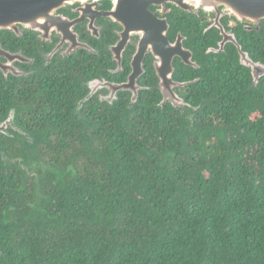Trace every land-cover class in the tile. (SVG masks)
<instances>
[{"label": "trees", "instance_id": "trees-1", "mask_svg": "<svg viewBox=\"0 0 264 264\" xmlns=\"http://www.w3.org/2000/svg\"><path fill=\"white\" fill-rule=\"evenodd\" d=\"M179 15L191 121L154 91L82 120L54 103L35 182L0 179V264H264V77L250 87L236 49L207 54L214 33ZM235 35L264 64V21Z\"/></svg>", "mask_w": 264, "mask_h": 264}, {"label": "flooded vegetation", "instance_id": "flooded-vegetation-1", "mask_svg": "<svg viewBox=\"0 0 264 264\" xmlns=\"http://www.w3.org/2000/svg\"><path fill=\"white\" fill-rule=\"evenodd\" d=\"M135 1L74 0L54 11L53 19L39 27L21 21L0 29V179L7 175L17 179L23 175L35 182V150L43 146L41 135L47 134L43 123L50 118L54 103L65 112L71 102L69 112L81 120L83 106L90 101L107 108L122 99L127 110L132 108L133 91L117 90V86L128 81L136 47L142 37L164 33L165 26L170 43L183 37L179 29L180 11L196 17L203 35L214 33L213 45L206 51L218 49L224 34L233 35L239 45L235 35L239 27L245 33L259 31L254 30V24L237 22L221 10L217 18L216 13L193 7L190 12L174 4L157 3L145 9L143 5L148 0ZM124 34L127 42L122 46L120 40ZM229 46L236 49L228 42L220 53ZM192 61L195 62L193 54ZM155 62L148 49L142 63L144 72L136 80L141 88L138 100L142 92L154 91L159 96L158 103L161 101ZM178 63L181 61L175 57L172 80L188 83L174 79ZM188 85L173 90L187 105L174 110L181 112L186 120L193 117L190 106L196 107L185 99ZM165 105L172 108L169 102L162 108Z\"/></svg>", "mask_w": 264, "mask_h": 264}, {"label": "water", "instance_id": "water-1", "mask_svg": "<svg viewBox=\"0 0 264 264\" xmlns=\"http://www.w3.org/2000/svg\"><path fill=\"white\" fill-rule=\"evenodd\" d=\"M74 0H0V29H7L17 22L24 21L41 26L52 20V14L60 7ZM136 2L135 0H129ZM148 4L143 7L147 9L149 4L170 3L179 7L183 11H192V7L196 10L212 12L219 15L221 10L226 16L237 22H250L255 25L254 30L258 31L260 24L264 21V0H148ZM132 4V3H130ZM136 5V4H132ZM219 27L218 25H215ZM164 33L156 37L144 36L141 38L135 53L131 60V74L127 83L117 86V90H132L130 103L132 106L138 101V93L141 89L138 87L136 80L143 74L142 63L148 49H151L152 56L156 59L154 71L158 78V89L161 95V101L158 106L169 102L174 109L186 108L187 105L180 99L174 88H184L188 84L195 83L194 80L188 83H177L172 80L173 67L172 60L177 57L185 66L198 69V65L192 61V53L183 47V37H178L174 43H170ZM121 45L127 42V34L122 36ZM232 43L236 46L238 53V63L242 67L249 69L251 76L250 87H257L261 78L264 77V64L253 62L248 54L243 52L241 47L236 43L234 36L224 34L222 42L218 45V49H208L206 53H220L226 43ZM89 98V97H88ZM195 111V108H190Z\"/></svg>", "mask_w": 264, "mask_h": 264}]
</instances>
